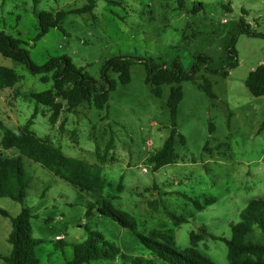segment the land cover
<instances>
[{
  "label": "rangeland",
  "instance_id": "1",
  "mask_svg": "<svg viewBox=\"0 0 264 264\" xmlns=\"http://www.w3.org/2000/svg\"><path fill=\"white\" fill-rule=\"evenodd\" d=\"M92 1V13L68 14L61 24L63 30L50 29L35 41L40 32L39 13H68L83 8L88 0H0V33L22 41L37 66L67 56L97 81H101L104 62L119 53L170 68L177 61L186 70L197 56L205 55L212 61V70L218 71L235 39L239 65L229 76L202 69L195 81L181 85L183 100L176 124L185 146L177 139V162L158 172L148 162L172 130L168 103L173 86H163L162 96L155 97L140 63L131 67L128 85L120 84L112 74L118 85L107 109L84 105L76 114L64 112L51 125L50 110L26 97L51 89L52 82L42 83L40 76L0 54V66L15 70L21 78L14 88L0 89V120L16 132L38 107L32 130L66 156L100 164L106 181L103 198L134 216L138 233L147 236L154 230H171L175 248L183 252L190 247L191 233L205 229L208 236L199 243V251L215 264H228L227 245L212 237L231 239V225L240 221L249 203L264 200V96L253 97L245 85L248 75L264 65V39L240 32L244 25L264 36V0ZM199 3L202 8L195 9ZM204 79L211 83L214 99L201 89ZM111 138L114 150L102 164L96 145L102 153ZM1 139L0 131V155L20 156L17 149L4 150ZM22 160L33 177L25 202L0 198V208L11 217L24 207L31 210L33 237L39 241L38 264L72 260L74 246L88 238L87 228L119 248L121 254L112 264H131L134 258L168 264L145 248L135 232L97 212L87 218V205L97 197L81 193L32 160ZM184 195L201 204L209 198L216 202L199 211ZM166 210L184 215L187 222L174 227ZM11 230V218L0 214V264H7L2 257L12 251L8 242Z\"/></svg>",
  "mask_w": 264,
  "mask_h": 264
},
{
  "label": "trees",
  "instance_id": "2",
  "mask_svg": "<svg viewBox=\"0 0 264 264\" xmlns=\"http://www.w3.org/2000/svg\"><path fill=\"white\" fill-rule=\"evenodd\" d=\"M202 6L203 4L199 3L195 5V9L202 8ZM94 8V2L88 0V4L83 8L68 13H39L40 32L35 41L47 35L50 29L63 30L61 24L68 14L92 13ZM240 32L264 39L263 35L250 32L244 25ZM234 43L235 39L228 50L227 58L218 71L212 70V61L205 55L197 56L190 70H186L177 61L170 68L153 60H144L119 53L104 62L101 81L90 77L83 68H78L67 56L53 58L46 64L37 66L32 62L28 50L22 47L23 42L5 33H0V54L24 65L30 74L40 76L42 83L52 82L51 89L39 93L31 92L26 97L29 101L35 102L37 106H44L50 110L49 122L51 125H56L64 112L76 114L78 109L84 105H89L100 111L107 109L110 94L117 89L118 85V82L112 78V74L118 76L120 84L128 85L131 83L130 70L135 63L144 65L147 72L145 82L151 87L155 97L162 96L163 86L172 85L168 103L171 110L172 130L161 150L148 159L152 171L158 172L163 167L177 162L178 155L175 149L177 139L185 146V138L178 133L176 124L178 107L183 100L182 83L195 81L202 69L222 77L229 76V72L239 65ZM20 79L15 70L0 66V89L14 88ZM245 85L253 97L264 96V65L259 66L248 75ZM200 87L211 99L215 98L208 80L204 79ZM38 115L37 107L27 123L16 132L6 128L0 120L1 147L4 150L17 149L20 152V156L13 158L6 157L2 153L0 155V198H10L17 203L24 204L27 191L33 181V177L26 171L22 160V158H27L42 165L81 193L97 197L96 202H89L87 205V218H91L97 212L110 218L120 227L135 232L141 244L166 263L215 264L198 249L199 243L208 236L205 229H201L200 233H191L190 247L183 252H179L175 248L171 230H154L147 236L138 233L135 217L116 209L109 198H103L106 181L102 175V166L86 160L70 158L48 139L39 137L32 130L34 120ZM60 129H64V122ZM261 130H264V123ZM210 131L213 132L212 125ZM114 144L115 141L111 138L102 153L100 147L96 145V154L102 164L108 162L109 154L114 150ZM112 161L114 160L112 159ZM121 188L120 185V191ZM184 199L193 202L199 211L216 202L215 198H209L205 204H201L187 195H184ZM0 214L10 217L12 221V230L8 237L12 251L9 256L2 257V260L7 264H38L36 248L39 241L33 237L31 210L24 207L18 216L11 217L7 211L0 208ZM166 214L174 227H180L187 222L184 215H177L169 210H166ZM240 218L237 224L231 225V239L221 237H212V239L222 241L227 245L228 264H264V200L250 202L241 213ZM256 229L260 234L256 235ZM87 230V240L74 246L73 258L66 264H93L98 261H107L112 264L121 254L119 248L107 241L101 234L90 228ZM131 264L152 263L143 258H134L131 260Z\"/></svg>",
  "mask_w": 264,
  "mask_h": 264
},
{
  "label": "built area",
  "instance_id": "3",
  "mask_svg": "<svg viewBox=\"0 0 264 264\" xmlns=\"http://www.w3.org/2000/svg\"><path fill=\"white\" fill-rule=\"evenodd\" d=\"M57 240H60V238H59V237H57Z\"/></svg>",
  "mask_w": 264,
  "mask_h": 264
},
{
  "label": "crops",
  "instance_id": "4",
  "mask_svg": "<svg viewBox=\"0 0 264 264\" xmlns=\"http://www.w3.org/2000/svg\"><path fill=\"white\" fill-rule=\"evenodd\" d=\"M46 114V113H45Z\"/></svg>",
  "mask_w": 264,
  "mask_h": 264
}]
</instances>
